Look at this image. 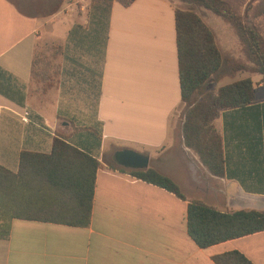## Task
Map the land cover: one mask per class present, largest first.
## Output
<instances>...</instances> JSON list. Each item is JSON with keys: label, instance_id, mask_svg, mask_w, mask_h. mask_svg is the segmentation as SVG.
I'll use <instances>...</instances> for the list:
<instances>
[{"label": "crops", "instance_id": "crops-1", "mask_svg": "<svg viewBox=\"0 0 264 264\" xmlns=\"http://www.w3.org/2000/svg\"><path fill=\"white\" fill-rule=\"evenodd\" d=\"M77 1L48 16L43 0H0V165L17 172L22 152L50 153L56 138L90 152L101 163L91 223L15 219L0 264H217L233 251L264 264V231L203 249L187 228L189 200L264 212V76L249 74L251 106L215 121L227 157L225 177H215L183 142L177 6L115 0L106 29L104 6ZM43 37L62 45L48 84L31 79ZM123 149L149 154L188 200L108 169Z\"/></svg>", "mask_w": 264, "mask_h": 264}, {"label": "trees", "instance_id": "trees-1", "mask_svg": "<svg viewBox=\"0 0 264 264\" xmlns=\"http://www.w3.org/2000/svg\"><path fill=\"white\" fill-rule=\"evenodd\" d=\"M114 1L90 0L93 6H104L106 29ZM179 1L184 5L175 10L181 101L185 105L184 145L198 156L211 175L225 177V140L215 121L223 111H240L251 106L255 89L251 77L223 85L217 91H212L211 87L219 82L225 65L233 73L241 71L264 76V36L227 0ZM67 2L69 0H53L47 15L59 11ZM200 9L219 16L231 27L243 47L245 61H234L224 55L216 31L199 15ZM39 44L35 46L31 79L33 83L48 84L49 53L55 60L62 52V45L46 42L39 51ZM0 92L4 93L1 84ZM100 167L101 163L90 152L60 138L54 140L50 153L22 152L17 172L0 165V239L9 237L15 219L88 227ZM108 169L129 173L179 199L188 200L173 178L152 167L144 171L126 170L109 164ZM187 228L192 240L206 249L264 231V212H222L201 200H189ZM214 261L217 264H253L238 251L216 256Z\"/></svg>", "mask_w": 264, "mask_h": 264}, {"label": "rangeland", "instance_id": "rangeland-1", "mask_svg": "<svg viewBox=\"0 0 264 264\" xmlns=\"http://www.w3.org/2000/svg\"><path fill=\"white\" fill-rule=\"evenodd\" d=\"M76 0H69L68 3L75 2ZM177 8H183L184 5L179 0H172ZM236 11L241 14H245L258 28L260 33L264 36V0H227ZM43 10H47L51 7L53 0H43ZM63 4V5H66ZM85 1H77V8L80 9L84 6ZM62 5V6H63ZM199 15L204 19V21L212 27L218 36V43L227 58H232L234 61H245L246 56L243 52V47L237 37L235 36L233 30L229 25H227L219 16L213 14L210 11L200 9L198 10ZM46 42H55L52 38L43 37L40 41L38 50H42ZM50 58V55H49ZM219 82L213 83L211 87L212 91H217L219 87L233 83L235 81L249 77L247 72H232L230 68L225 65L220 72ZM183 126V123H182ZM183 135V133H182ZM184 142V141H183Z\"/></svg>", "mask_w": 264, "mask_h": 264}, {"label": "water", "instance_id": "water-1", "mask_svg": "<svg viewBox=\"0 0 264 264\" xmlns=\"http://www.w3.org/2000/svg\"><path fill=\"white\" fill-rule=\"evenodd\" d=\"M113 161L124 169L144 171L149 168L150 156L132 149H123L114 154Z\"/></svg>", "mask_w": 264, "mask_h": 264}, {"label": "built area", "instance_id": "built-area-1", "mask_svg": "<svg viewBox=\"0 0 264 264\" xmlns=\"http://www.w3.org/2000/svg\"><path fill=\"white\" fill-rule=\"evenodd\" d=\"M262 85L264 86V82L262 83ZM23 120L27 122V119L26 118H24Z\"/></svg>", "mask_w": 264, "mask_h": 264}]
</instances>
